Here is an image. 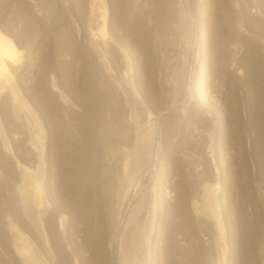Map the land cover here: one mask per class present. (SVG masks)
<instances>
[{
  "label": "rangeland",
  "instance_id": "1",
  "mask_svg": "<svg viewBox=\"0 0 264 264\" xmlns=\"http://www.w3.org/2000/svg\"><path fill=\"white\" fill-rule=\"evenodd\" d=\"M0 34V264H121L151 221L148 264H264V0H0Z\"/></svg>",
  "mask_w": 264,
  "mask_h": 264
},
{
  "label": "bare ground",
  "instance_id": "2",
  "mask_svg": "<svg viewBox=\"0 0 264 264\" xmlns=\"http://www.w3.org/2000/svg\"><path fill=\"white\" fill-rule=\"evenodd\" d=\"M20 57H21V53L16 48L15 44L13 43V41L0 34V78L3 76L5 67L6 66L13 67V65L15 64L14 62L18 61L20 59ZM1 91H2V87H0V93H1ZM122 159L123 158H121V160ZM46 214H47V210L45 209V210L41 211V214L38 216V218L36 220H33V221H35L34 227H35L37 233L42 238V241L46 243L45 246H46V248H48V252L52 256V249L50 248V245H49V242H48L47 233H46L45 228H44V225H45L44 221L45 220H43V218L45 217ZM61 215H59V216H61ZM54 222H55L56 230H59V233H61L62 236H65L66 235L65 234V229H66L67 220H66V218H64V215L61 216L59 218V220L55 219ZM153 224L154 223L152 221L149 223L150 229H149V231L146 234L144 242L142 243V248L140 247V253L138 254L139 255L138 258H136V259L132 258L133 259L132 260L128 256L127 251L125 249L126 248V246H125L126 242H124V244H123V248L124 249L122 251V257H121V264H148V261H150V257H151V251H152V248H153V245H154L153 244L154 243L153 242ZM155 239H156V237H155ZM62 245H64V244H62ZM61 249H62L61 253L63 254V258L66 261V259L68 258L67 250H65V249L63 250V248H61ZM94 260H96V259H94Z\"/></svg>",
  "mask_w": 264,
  "mask_h": 264
}]
</instances>
